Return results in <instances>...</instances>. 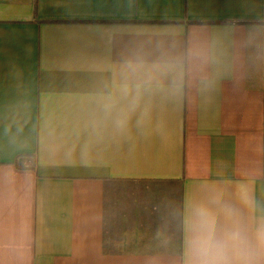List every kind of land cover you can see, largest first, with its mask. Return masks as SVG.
I'll return each mask as SVG.
<instances>
[{"label":"crops","instance_id":"1","mask_svg":"<svg viewBox=\"0 0 264 264\" xmlns=\"http://www.w3.org/2000/svg\"><path fill=\"white\" fill-rule=\"evenodd\" d=\"M198 206L264 264V0H0V264H193Z\"/></svg>","mask_w":264,"mask_h":264},{"label":"clouds","instance_id":"2","mask_svg":"<svg viewBox=\"0 0 264 264\" xmlns=\"http://www.w3.org/2000/svg\"><path fill=\"white\" fill-rule=\"evenodd\" d=\"M192 223L194 234L190 244L195 257L193 264H214L210 256L213 250L220 246V243L213 238L214 217L212 212L206 207H196L193 212ZM237 238L238 234H233L232 239ZM255 242L259 247L264 248V224L257 227Z\"/></svg>","mask_w":264,"mask_h":264}]
</instances>
